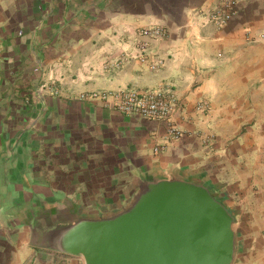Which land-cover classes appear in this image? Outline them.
I'll use <instances>...</instances> for the list:
<instances>
[{
  "label": "crops",
  "instance_id": "crops-1",
  "mask_svg": "<svg viewBox=\"0 0 264 264\" xmlns=\"http://www.w3.org/2000/svg\"><path fill=\"white\" fill-rule=\"evenodd\" d=\"M219 1L0 0V264H84L42 236L173 174L234 217V264H264V0L220 29L205 17ZM156 25L169 37L138 59ZM124 90L173 94L185 135L92 97Z\"/></svg>",
  "mask_w": 264,
  "mask_h": 264
},
{
  "label": "water",
  "instance_id": "water-1",
  "mask_svg": "<svg viewBox=\"0 0 264 264\" xmlns=\"http://www.w3.org/2000/svg\"><path fill=\"white\" fill-rule=\"evenodd\" d=\"M40 246L84 264H234L238 238L206 185L173 174L143 180L116 211L57 224Z\"/></svg>",
  "mask_w": 264,
  "mask_h": 264
},
{
  "label": "built area",
  "instance_id": "built-area-1",
  "mask_svg": "<svg viewBox=\"0 0 264 264\" xmlns=\"http://www.w3.org/2000/svg\"><path fill=\"white\" fill-rule=\"evenodd\" d=\"M240 2L241 0H220L210 12L205 14V17L208 22L218 28H223L236 16ZM149 32L162 34L160 29H148L144 33ZM261 37L264 40V34ZM92 97L99 99L104 106L117 109L125 114L139 115L162 122L166 125L169 141H177L184 135L174 122L178 110L177 99L168 91H104L95 93ZM197 107L200 112H204L208 109V104L201 101ZM155 152L158 153L159 149H155Z\"/></svg>",
  "mask_w": 264,
  "mask_h": 264
},
{
  "label": "rangeland",
  "instance_id": "rangeland-1",
  "mask_svg": "<svg viewBox=\"0 0 264 264\" xmlns=\"http://www.w3.org/2000/svg\"><path fill=\"white\" fill-rule=\"evenodd\" d=\"M199 16H201V14H199ZM148 29H152V30L160 29L162 31V34L161 35H157V34H154L153 32H149L148 34L144 33L145 30H148ZM138 34H139V36L144 38L143 41H138L137 42V49L140 50V53H138L137 57H138V59H141V60H146L147 59V56H148L147 48H149V46L151 45L152 42L159 41V40H166L169 37V32H168L167 28L164 27V26H160V25L151 26V27H143V28L140 29ZM161 65H162L161 62L152 63L151 64V68L153 70H155V69L159 68V66H161ZM201 101H203V100H201ZM201 101H198L196 103L195 111L198 112V113H202V114L209 112V110L211 108H210V105L208 103H207L208 104V109L206 111L200 112L197 109L198 108L197 107L198 103L201 102ZM203 102H205V101H203ZM174 122H175V118H174ZM176 126H177V124H176ZM179 129L182 130L181 128H179ZM182 132L185 135V131L182 130ZM235 228H236V226H235ZM237 238H238V236H237Z\"/></svg>",
  "mask_w": 264,
  "mask_h": 264
}]
</instances>
